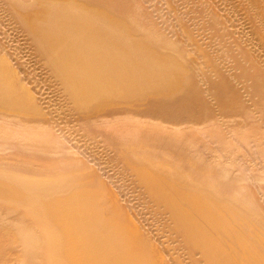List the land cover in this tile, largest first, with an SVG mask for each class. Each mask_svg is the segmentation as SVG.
<instances>
[{
  "label": "rangeland",
  "instance_id": "obj_1",
  "mask_svg": "<svg viewBox=\"0 0 264 264\" xmlns=\"http://www.w3.org/2000/svg\"><path fill=\"white\" fill-rule=\"evenodd\" d=\"M99 9L123 25L109 31L138 47L135 71L154 59L170 68L165 81L137 77L129 87L97 33L62 43L42 33L52 17L95 19ZM70 27L73 36L88 28ZM60 57L76 59L74 74ZM1 61L21 96L0 81V264H47V247L66 243L59 217L85 196L105 220L118 215L141 230L162 264H212L159 183L183 192L181 207L221 242L224 262H263L264 0H0ZM98 75L114 84L93 99L71 80Z\"/></svg>",
  "mask_w": 264,
  "mask_h": 264
},
{
  "label": "bare ground",
  "instance_id": "obj_2",
  "mask_svg": "<svg viewBox=\"0 0 264 264\" xmlns=\"http://www.w3.org/2000/svg\"><path fill=\"white\" fill-rule=\"evenodd\" d=\"M70 9H72V7ZM25 11H23V12H25ZM97 12H98L99 16L95 19H90L88 16L85 15L84 12L78 13V14H74V13L70 14L67 12V13H63L61 15H58L57 17H52L49 19L48 25L43 26L42 33L44 36L45 35L47 37L50 36L54 42H58V43H62L66 40H70V38L73 39V37H76V40H78V37L79 38L81 36L86 37V36H88V34L97 33L101 37L98 44H103V48L108 47V48H104L105 49L104 52L102 51L103 55H106L107 60H110V61L112 60V61H115L117 63L120 62L123 66V68L118 72L117 78L124 79V80L128 81V83L130 82L129 83L130 85L132 83L131 81L135 80L137 77H138V79H140L146 83L165 81L167 78V75L170 74V72H169L170 68L167 69V67H165V65H163L159 61H154V59H153V61L149 60L151 62L147 61V62L141 63L142 64L141 65V68H142L141 71L140 70H139L140 72L135 71V64H136V56H137V52H138V47L137 46L129 47L128 45H126V43H124L122 38H120L119 36L115 35L114 33H112L111 31L108 30L110 28V26L115 27V28L119 27V26H123L121 24V21L118 18H116L117 16H115V17L112 16L113 13L111 12L112 14H110L107 10L99 9ZM42 13H44V12H41V14L33 15V14H30L28 12L26 14V16L29 19L34 21L36 19H39L38 17H40V18L42 16L44 17V15ZM53 15H54V13H53ZM22 17H23V15H22ZM79 21H84L87 24L88 28H87V30L82 32L83 34H77V35L73 36V33H72L73 31H71L72 29L70 26L72 23L79 22ZM118 35H120V34H118ZM83 41L84 40H82V42ZM108 44H113V46L115 48L112 47L110 49L109 46H107ZM97 59L103 60V56L100 55L97 57ZM58 60L64 64H66L67 70H68L67 71L68 75L69 76L72 75L73 70L75 69V66L77 65V63L75 62L76 59L74 57H71L69 59L60 57V58H58ZM76 78L77 77L74 76L71 78V80H74V82L76 80V83H79L82 85L88 84V86L85 85V87H82L83 89L80 92L81 95L85 98H92V96L94 94H96L97 91L103 90L104 88L109 86V84H114V82L111 80V78L105 79V78H102L100 75H98L97 77H94V78L91 77L90 80L89 79L85 80L84 78H77V79ZM1 80H2L3 86L5 87L4 88L6 91L5 94L9 95L10 98L15 97V98L19 99L20 98L19 96H21V93H20L21 91L18 88V86L15 83L12 76L6 71L5 64L2 61L0 62V81ZM74 82H73V84H74ZM130 85H129V87H133L132 85L131 86ZM86 87H87V89H85ZM120 87L121 86H117L114 90L119 91L121 89ZM20 103L22 105H30L31 101H30V99H28V100H23ZM154 180H155V178H154ZM150 181H153V180H150ZM161 182H162V180H161ZM165 182H167V181H165ZM54 183L56 184V182H54ZM153 183H155V182H153ZM156 183H158V182H156ZM152 185H154V184H152ZM158 187H160L166 193L165 195H167V198L172 202V204H173L172 206L175 209V211H173V212H176L174 214L178 215V219H179L178 221H180L183 225L187 226L190 239L193 240V242L200 244L201 246L204 247L207 256L211 260V263L212 264H229L227 262L228 260H226V262H224L226 257L223 254L227 251L223 252L222 251L223 248L221 250V247H223L221 245V242L218 241L217 238H215L211 234H209L207 232L208 230L206 231V228L203 229V227L200 225L199 222H197V220H195V218L189 217L188 212L185 211L184 208L181 207L179 201H180L181 197L183 198V192L181 191L182 194H181V192H175L174 194H172L161 183H159ZM43 188L45 189V187H43ZM155 189H156V187L154 188V190ZM80 192L81 191H79V193ZM9 194H11V193H9ZM194 194H196V193H194ZM190 195H193V194H190ZM186 196H188V195H186ZM186 196H185V200L187 199ZM194 196H193V198H194ZM191 199H192V197H191ZM193 200H195V204L198 206L199 210H202V212L213 223L217 222L215 212H213V210H211V208L207 209L205 204H202V203L196 201V198ZM193 200H191V201H193ZM182 201L183 200H181V202ZM232 204H234V203H232ZM66 207L67 208L66 209L64 208L65 210L63 211V213L59 217V220L63 221V223L69 224L68 228L65 229L66 230V232H65L66 243L64 245H60V246L54 245V246H48L47 247L46 252H45L47 264H162L159 261V259L156 257V255H154L156 253V251H155V253H153L149 248L150 246L148 247V245L146 243L147 240L144 241V239H146V238L143 239V237L141 235L143 233L142 232L140 233L141 230L138 231L136 229L137 227L134 228L132 226H129L131 223L128 225L126 223V221L121 219L118 215L113 216L110 219L105 220L104 217L101 215L100 206L95 204V202H92V201L88 202L87 196L83 197L82 200L79 199L78 201H75V202L73 201L71 204L67 205ZM31 209H32V206H31ZM45 209H47V207H45V205L39 204V206L37 208H34L35 211L33 209H32V211H34L37 214L38 218H46V210ZM124 217H126V216H124ZM47 219H49V218H47ZM51 219L52 218H50V220ZM127 219H128V216H127ZM51 222H52V220L50 221V223ZM175 222H176V217H175ZM228 229H230V228H228ZM212 230H214V229H212ZM221 230H222V228H221ZM244 231H246V230H244ZM213 232H216V231L214 230ZM52 233H53V231H52ZM217 233H219V232H217ZM255 233H257V232H255ZM50 237H51V235H49L46 238L49 239ZM251 237H253V236H251ZM255 237H257V236H255ZM240 238H238L237 240H240ZM242 238H244V236ZM248 238H250V237H248ZM190 239H188V240H190ZM245 239H246V237H245ZM245 239H243L242 242H243V245H245L246 249L248 248L251 259L257 258L259 255H257V253L255 255L252 253V252H254V250H253V248H251L247 244L249 242ZM252 240H250V241H252ZM223 241H225V240H223ZM148 244H149V242H148ZM236 244H238V243H236ZM240 244H238V245H240ZM225 245H227V244H225ZM230 248H232V247H230ZM240 248H242V247H239V249ZM220 250H221V252H223V254H221ZM230 251H231V249H230ZM202 252L204 253V251H202ZM227 253H226V255H228ZM232 253L233 252H231V254ZM240 253H241V251H240ZM229 255H230V253H229ZM238 256H240V255H238ZM229 257L231 258V256H229ZM233 258H235V257H233ZM233 258L231 260H233ZM241 259H240V261H241ZM207 261H209V260H207ZM230 264H234V263H230ZM235 264H239V263L237 262ZM250 264H264V260L262 263L250 261Z\"/></svg>",
  "mask_w": 264,
  "mask_h": 264
}]
</instances>
